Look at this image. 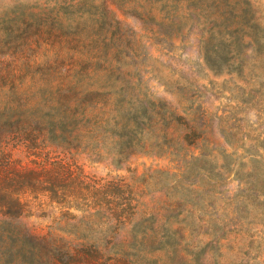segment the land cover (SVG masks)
Here are the masks:
<instances>
[{
    "label": "rangeland",
    "instance_id": "374dc122",
    "mask_svg": "<svg viewBox=\"0 0 264 264\" xmlns=\"http://www.w3.org/2000/svg\"><path fill=\"white\" fill-rule=\"evenodd\" d=\"M244 9L264 30V0H0V111L42 116L63 82L77 84L80 70L95 73L80 88L132 86L127 96L136 106L146 98L155 107L168 101L184 116L192 108L203 133L188 156L135 154L119 167L77 151L52 155L76 162L90 177L129 184L137 218L152 211L168 215L173 227H209L211 234L187 237L183 245L198 249L224 229L210 264H264V51L251 28L238 35L232 25L226 37L242 38L239 52L219 71L205 57L219 25ZM114 69L130 75L112 78ZM164 124L146 126L149 149L165 141ZM168 129L175 137L185 133L177 124ZM105 147L117 153L111 136ZM12 150L24 168L41 161L24 147ZM23 200L25 220L37 231L61 216L46 197Z\"/></svg>",
    "mask_w": 264,
    "mask_h": 264
},
{
    "label": "trees",
    "instance_id": "16d2710c",
    "mask_svg": "<svg viewBox=\"0 0 264 264\" xmlns=\"http://www.w3.org/2000/svg\"><path fill=\"white\" fill-rule=\"evenodd\" d=\"M234 17L229 25L221 23L218 35L213 34L205 46L206 61L217 71L242 44L238 36L226 37L232 25H236L232 32L237 34L244 26L251 28L257 41L260 39L259 52L264 51V30L252 23L250 10ZM242 66L240 63L239 68ZM92 74L76 71L77 84L63 82L56 104L48 101L50 110L38 118L17 115L11 107L0 111V264H210L215 243L226 237L224 229L198 249L193 244L183 245L187 237L194 240L211 234L209 227H173L168 215L160 217L152 211L137 218L129 184L122 179L90 177L76 162L52 155L57 150L77 151L96 160L110 158L112 164L122 167L135 154L188 156L190 147L202 137L203 125L196 122L192 108L186 109L184 116L168 101L155 107L146 98L139 99L136 106L134 97L127 96L135 89L132 86L80 88ZM135 74L144 77L140 70ZM109 75L125 79L130 73L114 69ZM22 98L20 106L27 103ZM152 122H165L167 128L158 149H149L143 140L144 130ZM173 124L183 127L185 133L175 137L168 129ZM109 136L118 145L115 155L105 149ZM12 147H24L41 161L35 162L34 168H24L14 158ZM25 195L46 197L60 208L61 216L46 232L37 231L25 220ZM121 230L126 231L125 237Z\"/></svg>",
    "mask_w": 264,
    "mask_h": 264
}]
</instances>
